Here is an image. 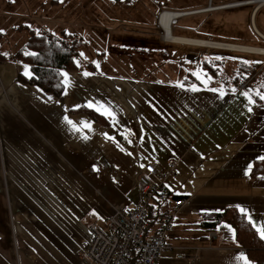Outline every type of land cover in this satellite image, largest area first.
Returning <instances> with one entry per match:
<instances>
[{
	"label": "crops",
	"instance_id": "1",
	"mask_svg": "<svg viewBox=\"0 0 264 264\" xmlns=\"http://www.w3.org/2000/svg\"><path fill=\"white\" fill-rule=\"evenodd\" d=\"M20 6L21 0H0V54L20 49L30 30L63 32L84 44L75 23L53 24L43 14L38 26L23 29ZM142 37L112 44L135 52L123 64L127 72L108 60L102 65L97 50L80 62L78 52L75 69L61 71L59 96L17 81V74L30 75L24 62L0 61V264H77L89 226L106 232L113 208L136 205L133 179L143 166H165L168 158L176 162L165 181L169 195L150 204L151 212H174L165 233L170 247L156 264H255L229 225L205 232L200 216L227 206L244 209L261 238L264 173L250 175V168L264 158V103L240 87L137 75L151 41L155 55L163 52L157 42H169L164 34ZM179 198L181 205L173 206ZM192 225L203 233L185 242L181 236Z\"/></svg>",
	"mask_w": 264,
	"mask_h": 264
},
{
	"label": "rangeland",
	"instance_id": "2",
	"mask_svg": "<svg viewBox=\"0 0 264 264\" xmlns=\"http://www.w3.org/2000/svg\"><path fill=\"white\" fill-rule=\"evenodd\" d=\"M228 1L233 0H211V4H220ZM245 1L241 0V2ZM207 3L208 0H133V2L125 0H50L49 5V0H21L20 10L22 17L20 22L25 30L34 25V23L38 26L35 21H39L40 15L43 14L47 18L52 19L53 24L61 22L65 24L75 23L84 39V44H81L78 48V52H80V56H78L79 62L81 59L85 60L88 57H92V53L97 50L99 53L97 58L99 61L101 60L102 65L108 63L103 60H108L113 65H122L120 71L127 72L123 64L126 59L132 58L135 52L128 49L130 48L129 45L112 44H116L118 41L125 42L128 39L140 38L141 36H143L142 38H155L157 34L163 37L161 30H158L159 26L157 23V31L153 29L156 16L161 10L193 9V7L205 6ZM255 8L256 3H250L226 8L221 11L218 10V12L209 11L180 16L174 18L170 26L173 29L172 32L181 34L180 37L182 35L189 37L210 36L211 38L227 42H247L253 39L251 32L259 39L250 24V17ZM254 24L264 36V5L259 8ZM66 30L69 29L66 28ZM71 36L77 38L74 35ZM261 41L264 43L262 39ZM151 43L152 45L148 47V54L145 56L141 70L133 72L156 80H166L175 77L181 78L186 76L187 71L191 70L196 77L200 80L203 79V71L198 66H192V64L206 55V57H209L208 51L192 44L179 43L177 45L170 44V42L163 44L157 42L159 49L163 47V52L158 51L155 55L156 52L150 49L155 44V40H152ZM221 43L226 42L213 41L214 45H222ZM229 44L233 45V43ZM230 45H225L228 48L224 49L222 47H208L215 53L217 52L216 50L221 51V54L218 55L223 56L224 63L219 65V72L225 78L231 77L230 68L232 69V67L228 59L233 57L231 51L241 52L236 50L237 48L230 47ZM99 49L101 50L98 51ZM259 55L264 54L261 53ZM254 66L259 67L257 64H254ZM102 70L107 71V67H103ZM263 77L260 76L257 81ZM207 82L212 83L211 80ZM246 85L251 86L249 81H247ZM199 233L202 234L203 231L192 225L185 230L181 238L183 241L188 242L194 235Z\"/></svg>",
	"mask_w": 264,
	"mask_h": 264
},
{
	"label": "trees",
	"instance_id": "3",
	"mask_svg": "<svg viewBox=\"0 0 264 264\" xmlns=\"http://www.w3.org/2000/svg\"><path fill=\"white\" fill-rule=\"evenodd\" d=\"M125 1L133 2V0ZM236 1L241 0H233L220 4ZM205 6L193 7V9H198ZM187 10L192 9H173L171 11L183 12ZM221 10L224 9H219V11ZM214 11L218 12V10ZM257 13L258 11H256V14ZM256 14L254 15V22ZM235 21L238 22L236 19ZM172 31L173 29L171 28V34L176 35ZM252 33L253 32H251L253 39L247 42H227L224 40L211 38L210 36L190 37L264 48V43L261 41V39L255 37ZM182 37L189 36L182 35ZM82 43L83 42L81 38H75L71 35L64 34L63 32L59 36H56L47 32L35 33L30 30L22 47L12 53L10 56L0 54V61L11 59L13 61L24 62L30 69V75L25 77L17 74L15 77L17 81L25 85L35 86L41 91L53 96H59L63 90L61 71L75 69L77 66L76 59L78 55V48ZM202 48L208 51L209 57H206V55L199 60L197 59L196 62L192 64V66H198L203 71V79L200 80L192 73L191 70H189L186 72V76H182L180 78L179 82L181 85L202 87L210 86L233 91L238 89L240 84H243L242 89L249 96H251L254 101L260 104L264 103V99H262V97H264V77L257 81L260 76H264V55L231 51V55L233 57L228 58L232 67V69L230 68L231 77L225 78L224 75L219 72V65L224 63L223 56L218 55L221 54V51L216 50L217 52L215 53L208 47ZM254 64H257L259 67H255ZM86 65L90 66L89 63ZM209 80H211L212 83H208L207 81ZM247 81H249L251 86L246 85ZM83 109H85V111L91 115H97V113L93 110L87 108ZM257 173H264V158L252 161L250 175ZM151 213V206H148L145 217L146 219L150 218V222L153 221L152 219L156 215H152ZM200 217V227L205 232L213 231L215 227L221 222L229 225L233 231L234 242L238 247H240L243 253L248 258L252 259L255 264H264V240L259 237L254 228L248 223L243 213L240 212L236 207L227 206L217 212L202 214Z\"/></svg>",
	"mask_w": 264,
	"mask_h": 264
},
{
	"label": "built area",
	"instance_id": "4",
	"mask_svg": "<svg viewBox=\"0 0 264 264\" xmlns=\"http://www.w3.org/2000/svg\"><path fill=\"white\" fill-rule=\"evenodd\" d=\"M257 1L259 0L212 5L211 0H208L205 7L183 11V16ZM162 11L156 16L160 29L159 17ZM239 87L242 88L243 84ZM175 164L174 158H168L165 166L156 161L143 166L140 174L133 179V184L138 190L136 205L113 208L105 220L106 232L90 225V237L86 247L77 257V264H156L162 253L170 247L165 241V233L172 229L174 212L171 210L158 213L152 210V214H156L153 222H149L145 215L151 203L157 204L168 197L165 181L173 173ZM181 203L179 198L173 201V206H179Z\"/></svg>",
	"mask_w": 264,
	"mask_h": 264
},
{
	"label": "bare ground",
	"instance_id": "5",
	"mask_svg": "<svg viewBox=\"0 0 264 264\" xmlns=\"http://www.w3.org/2000/svg\"><path fill=\"white\" fill-rule=\"evenodd\" d=\"M264 5L263 0H259L256 2V8L254 9L253 13L251 14L250 17V24L251 28L253 31H255L257 34H262L259 32V30L255 26L254 22V15L256 14V11ZM183 16V12H177V11H171V10H163L160 17H159V22L160 25L164 28V37L167 41L169 42H178V43H183V44H192L196 46H203V47H222L228 48L225 45H230L229 43H221L222 45H214L213 41H205L204 39H194V38H187V37H178L176 35L171 34V26H170V21L174 17H180ZM237 48L236 50H239L241 52H248V53H256V54H264V48L261 47H253V46H246V45H230V47ZM228 50V49H226Z\"/></svg>",
	"mask_w": 264,
	"mask_h": 264
},
{
	"label": "snow or ice",
	"instance_id": "6",
	"mask_svg": "<svg viewBox=\"0 0 264 264\" xmlns=\"http://www.w3.org/2000/svg\"><path fill=\"white\" fill-rule=\"evenodd\" d=\"M97 66H99V65H97ZM64 75H65V77H67V73H64ZM84 75L87 76V75H90V73L85 72ZM214 91H215V89H214ZM262 99H264V97H262ZM89 106H91V105H89ZM69 123H71V121H69ZM240 211L244 212L245 210L244 209H240ZM258 231L260 233L261 239H264V228L258 229ZM249 264H250V262H249Z\"/></svg>",
	"mask_w": 264,
	"mask_h": 264
},
{
	"label": "water",
	"instance_id": "7",
	"mask_svg": "<svg viewBox=\"0 0 264 264\" xmlns=\"http://www.w3.org/2000/svg\"><path fill=\"white\" fill-rule=\"evenodd\" d=\"M254 33L260 38V39H262L263 41H264V36L262 35H260V34H257L255 31H254Z\"/></svg>",
	"mask_w": 264,
	"mask_h": 264
}]
</instances>
